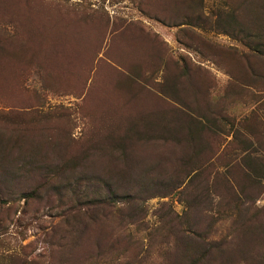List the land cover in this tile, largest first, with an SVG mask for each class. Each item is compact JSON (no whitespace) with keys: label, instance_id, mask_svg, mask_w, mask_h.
I'll return each mask as SVG.
<instances>
[{"label":"rangeland","instance_id":"1","mask_svg":"<svg viewBox=\"0 0 264 264\" xmlns=\"http://www.w3.org/2000/svg\"><path fill=\"white\" fill-rule=\"evenodd\" d=\"M259 37L264 0H0V264H264Z\"/></svg>","mask_w":264,"mask_h":264},{"label":"trees","instance_id":"2","mask_svg":"<svg viewBox=\"0 0 264 264\" xmlns=\"http://www.w3.org/2000/svg\"><path fill=\"white\" fill-rule=\"evenodd\" d=\"M250 36H251V35H250ZM257 39H258V40H257V42H255V44H253V43H248V46H249L254 52H256L257 54L264 56V41L261 40L260 37L257 38ZM172 131H174V128H173ZM174 132H175V131H174ZM191 134L195 137V134H194V133H191ZM116 194H117V193L113 192L112 196H111L110 198H108V199L111 201L112 204L116 203V201H122V200H116V199H118V198H116V197H117ZM9 195L12 196V194H9ZM10 196H3V197H5V199H8V200L11 201L13 198H10ZM196 264H199V261L196 262Z\"/></svg>","mask_w":264,"mask_h":264}]
</instances>
